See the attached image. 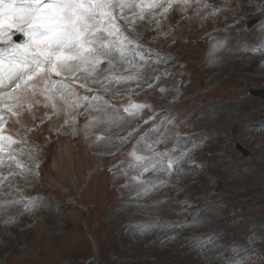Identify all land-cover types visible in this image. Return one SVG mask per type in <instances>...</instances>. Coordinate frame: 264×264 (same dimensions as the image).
Here are the masks:
<instances>
[{
  "label": "rangeland",
  "instance_id": "rangeland-1",
  "mask_svg": "<svg viewBox=\"0 0 264 264\" xmlns=\"http://www.w3.org/2000/svg\"><path fill=\"white\" fill-rule=\"evenodd\" d=\"M238 17L245 22L227 31ZM215 27L224 30L210 36ZM136 34L147 49L158 46L162 62L149 69L158 78L152 88L113 87L105 99L150 105L139 115L121 111L122 120L89 128L83 109L74 124L43 103L24 115L27 129L42 127L28 135L35 158L19 159L39 168L0 192V264H85L96 255L97 264H264V100L247 95L264 89V0H189ZM118 90L123 99L112 96ZM170 100L174 110L155 117L171 116L181 137L175 154H187L171 175L145 173L157 186L138 196L129 153Z\"/></svg>",
  "mask_w": 264,
  "mask_h": 264
},
{
  "label": "snow or ice",
  "instance_id": "snow-or-ice-1",
  "mask_svg": "<svg viewBox=\"0 0 264 264\" xmlns=\"http://www.w3.org/2000/svg\"><path fill=\"white\" fill-rule=\"evenodd\" d=\"M174 5L187 7L189 0H0V192L17 177L34 176L39 168V164L33 167L19 159L33 160L36 155L28 141L31 129L23 123L34 105L43 103L54 116L64 112L65 124H74L76 113L83 109L79 115H89L86 128L122 120L121 111L137 116L150 107L129 99L117 108L105 95L113 87L158 78L149 72L151 57L156 56V64L162 58L140 42L136 28L142 22L149 28L153 22L159 27ZM14 33H22L24 42H15ZM118 66L119 71H114ZM148 87L153 85L148 83ZM112 96L123 99L119 90ZM151 119L153 123L139 133L129 153L133 158L129 168L136 172L129 179L141 186L138 196L157 186L155 180L142 179L145 173L171 175L180 170L187 154H175L181 137L171 116ZM104 138L97 136L96 140ZM169 140L174 144L170 149L164 147ZM119 175L127 173L120 171Z\"/></svg>",
  "mask_w": 264,
  "mask_h": 264
}]
</instances>
